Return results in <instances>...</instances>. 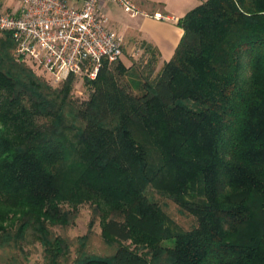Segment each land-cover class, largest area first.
<instances>
[{
  "label": "trees",
  "instance_id": "obj_1",
  "mask_svg": "<svg viewBox=\"0 0 264 264\" xmlns=\"http://www.w3.org/2000/svg\"><path fill=\"white\" fill-rule=\"evenodd\" d=\"M178 24L142 93L106 60L82 104L0 32V263L40 242L47 264H264V0H204ZM82 204L109 252L66 234Z\"/></svg>",
  "mask_w": 264,
  "mask_h": 264
},
{
  "label": "built area",
  "instance_id": "obj_2",
  "mask_svg": "<svg viewBox=\"0 0 264 264\" xmlns=\"http://www.w3.org/2000/svg\"><path fill=\"white\" fill-rule=\"evenodd\" d=\"M135 15L144 14L133 0H20L21 12L0 11V32H11L18 61L45 73L54 85L69 77L95 79L104 61L124 55V35L112 26L106 2ZM156 17L164 18L160 14Z\"/></svg>",
  "mask_w": 264,
  "mask_h": 264
},
{
  "label": "crops",
  "instance_id": "obj_3",
  "mask_svg": "<svg viewBox=\"0 0 264 264\" xmlns=\"http://www.w3.org/2000/svg\"><path fill=\"white\" fill-rule=\"evenodd\" d=\"M81 5L82 0H69ZM144 14H130L116 2H106L103 8L110 16L112 26L124 35V47L152 46L157 52L160 69L175 53L184 34L178 20L204 0H133ZM0 11L21 12L20 0H0ZM160 14L164 18L156 17Z\"/></svg>",
  "mask_w": 264,
  "mask_h": 264
},
{
  "label": "rangeland",
  "instance_id": "obj_4",
  "mask_svg": "<svg viewBox=\"0 0 264 264\" xmlns=\"http://www.w3.org/2000/svg\"><path fill=\"white\" fill-rule=\"evenodd\" d=\"M122 9L124 10V8ZM124 11L132 14L129 11ZM121 62H123L127 68H129L128 71L124 73L118 72L117 66L119 62L111 64V69L115 74L118 75L120 81L123 84H128V86L136 93H142L143 83L146 81V79H154L160 71V67L156 62V55L147 47L144 48L140 46L132 50L124 47V55L121 59ZM34 70L37 72V74H42L40 70ZM86 80L87 79L78 78L74 81L72 95L78 104H82V102L88 100L90 96L91 85H89ZM154 195L156 197H160L157 192L154 193ZM166 208L168 209V213L170 215L172 214L175 216L176 220L181 221L184 224H191V217H185L181 215L178 211L179 206L173 201L169 202ZM77 215L78 216L74 224L68 229L66 234L70 238L89 234V237L91 238L90 243L93 246V253L103 254L105 251L109 252L111 248L102 238V227L99 220L94 223L91 231H89L93 216L90 205H80L78 207ZM25 249L28 253V259L26 260L27 264H47L45 260L44 248L40 242L31 243L25 246ZM5 252L9 254L8 249H5L2 254H5ZM16 254L17 255H14L16 258L17 256L18 258L21 257L20 251H16ZM76 257L77 255L73 253L72 259H76ZM0 264L5 263L1 262Z\"/></svg>",
  "mask_w": 264,
  "mask_h": 264
}]
</instances>
